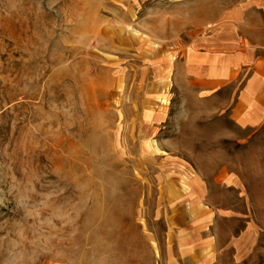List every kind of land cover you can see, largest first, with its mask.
<instances>
[{"label":"rangeland","instance_id":"1","mask_svg":"<svg viewBox=\"0 0 264 264\" xmlns=\"http://www.w3.org/2000/svg\"><path fill=\"white\" fill-rule=\"evenodd\" d=\"M217 10L0 0V264H160L164 193L180 228L214 222L219 248L246 214L264 228V130L222 113L227 93L202 99L183 79L160 82L172 77L158 59L175 33ZM252 264H264V233Z\"/></svg>","mask_w":264,"mask_h":264},{"label":"crops","instance_id":"2","mask_svg":"<svg viewBox=\"0 0 264 264\" xmlns=\"http://www.w3.org/2000/svg\"><path fill=\"white\" fill-rule=\"evenodd\" d=\"M163 1L189 8L217 3L218 10L214 18L204 19L202 25H187L175 33L178 40L158 59L161 74L168 69V62L173 66L172 77L160 82L172 88L183 79L202 99L227 93L228 104L222 113L227 112L241 127L264 130V0H233L229 4L228 0ZM168 54L172 57L169 61ZM165 91L158 94L161 105L168 100L170 92ZM160 107L163 110L165 105ZM164 194L169 239L160 264H184L187 259H194V264H252V254L264 228L251 213L246 214L245 228L219 248L214 222L180 228L179 202L173 193ZM195 198L199 204L201 194L194 193L192 200ZM230 249L232 259L226 261L222 255ZM198 252L201 255L196 257Z\"/></svg>","mask_w":264,"mask_h":264},{"label":"bare ground","instance_id":"3","mask_svg":"<svg viewBox=\"0 0 264 264\" xmlns=\"http://www.w3.org/2000/svg\"><path fill=\"white\" fill-rule=\"evenodd\" d=\"M183 168H185V167L183 166ZM188 173H189V177H190L191 180H195L196 179L195 175L192 172L189 171ZM197 192L198 193H202L203 191H202L201 188H197Z\"/></svg>","mask_w":264,"mask_h":264},{"label":"trees","instance_id":"4","mask_svg":"<svg viewBox=\"0 0 264 264\" xmlns=\"http://www.w3.org/2000/svg\"><path fill=\"white\" fill-rule=\"evenodd\" d=\"M260 131V129H255L256 134Z\"/></svg>","mask_w":264,"mask_h":264}]
</instances>
